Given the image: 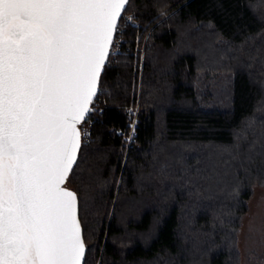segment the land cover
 <instances>
[{
	"label": "trees",
	"instance_id": "obj_1",
	"mask_svg": "<svg viewBox=\"0 0 264 264\" xmlns=\"http://www.w3.org/2000/svg\"><path fill=\"white\" fill-rule=\"evenodd\" d=\"M162 1L130 0L84 123L68 185L85 264H242L241 224L264 185V0ZM129 13L152 29L142 68Z\"/></svg>",
	"mask_w": 264,
	"mask_h": 264
},
{
	"label": "snow or ice",
	"instance_id": "obj_2",
	"mask_svg": "<svg viewBox=\"0 0 264 264\" xmlns=\"http://www.w3.org/2000/svg\"><path fill=\"white\" fill-rule=\"evenodd\" d=\"M129 4L0 0V264H85L65 185Z\"/></svg>",
	"mask_w": 264,
	"mask_h": 264
},
{
	"label": "rangeland",
	"instance_id": "obj_3",
	"mask_svg": "<svg viewBox=\"0 0 264 264\" xmlns=\"http://www.w3.org/2000/svg\"><path fill=\"white\" fill-rule=\"evenodd\" d=\"M127 17L133 18L134 16L133 14L129 13ZM126 21L135 23L138 26V24L134 22V18L132 21H129L128 19H126ZM137 29L138 33L136 36V49L137 51L139 50V52H141L140 59L142 68L146 57L149 34L152 29L150 28L145 35L142 34L143 28L141 25H139ZM137 46L141 47L139 48ZM138 99L140 100V92ZM139 100L136 105L128 108L129 117L137 115L138 121L140 111ZM129 110L132 112L130 113ZM127 146H129L128 140ZM239 246L242 253V264H264V185L256 184L254 187V194L249 200V210L244 215L241 224ZM98 263H100V261Z\"/></svg>",
	"mask_w": 264,
	"mask_h": 264
},
{
	"label": "built area",
	"instance_id": "obj_4",
	"mask_svg": "<svg viewBox=\"0 0 264 264\" xmlns=\"http://www.w3.org/2000/svg\"><path fill=\"white\" fill-rule=\"evenodd\" d=\"M142 49L144 50L143 47H142ZM127 50H128V48H127ZM99 111H103V108H102V107L99 108ZM130 123H132V124L135 125V131H134V133L131 132L129 129H128V133L123 132V133L126 135V139L128 140V144H129V146H130V144L133 142L134 137H135V135H136V127H137V124H138L137 115H135V116H130ZM82 130H86L87 133H89V135H87V136H83V135H82V137H83V141H84V140L89 141V140L91 139V136H92V126H91V124H90V123H88V124H84V126L82 127ZM120 133H122L121 130H120Z\"/></svg>",
	"mask_w": 264,
	"mask_h": 264
},
{
	"label": "water",
	"instance_id": "obj_5",
	"mask_svg": "<svg viewBox=\"0 0 264 264\" xmlns=\"http://www.w3.org/2000/svg\"><path fill=\"white\" fill-rule=\"evenodd\" d=\"M123 15V14H122ZM104 73V72H103ZM100 91V90H99ZM99 93V92H98ZM81 127V126H80ZM82 128V127H81ZM81 144L83 145V137H82V141H81ZM82 147V146H81ZM79 155H80V153H79ZM78 159H79V156H78ZM77 162H78V160H77ZM76 165H74V167H75ZM74 169V168H73ZM71 175V174H70ZM70 177V176H69ZM67 188H69L70 190H73V191H75L76 193H77V191L75 190V189H73L72 187H70L69 185H68V181L66 182V185H65ZM77 195H78V193H77ZM78 199H79V195H78ZM79 218H80V222H81V227H82V231H83V236H84V227H83V224H82V221H81V217H80V199H79ZM84 242H85V245H86V252H85V261H86V256H87V243H86V240H85V236H84Z\"/></svg>",
	"mask_w": 264,
	"mask_h": 264
},
{
	"label": "bare ground",
	"instance_id": "obj_6",
	"mask_svg": "<svg viewBox=\"0 0 264 264\" xmlns=\"http://www.w3.org/2000/svg\"><path fill=\"white\" fill-rule=\"evenodd\" d=\"M139 40V39H138ZM140 45V44H139ZM137 47H139V46H137ZM141 47V46H140ZM139 47V48H140ZM127 50V49H126ZM143 52V51H142ZM141 53V52H140ZM142 73V72H141ZM141 75V74H140ZM139 100V99H138ZM140 101V100H139ZM139 107V106H138ZM139 109V108H138ZM139 111V110H138ZM132 112V111H131ZM133 115V114H132ZM139 118V117H138ZM130 122V121H129ZM138 127V126H137ZM129 129V128H128ZM125 132H127V131H125ZM128 133V132H127ZM126 140V139H125ZM125 143V142H124ZM129 151V150H128Z\"/></svg>",
	"mask_w": 264,
	"mask_h": 264
}]
</instances>
